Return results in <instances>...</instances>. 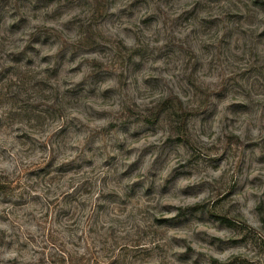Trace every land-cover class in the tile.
Here are the masks:
<instances>
[{
  "label": "clouds",
  "instance_id": "9594fccd",
  "mask_svg": "<svg viewBox=\"0 0 264 264\" xmlns=\"http://www.w3.org/2000/svg\"><path fill=\"white\" fill-rule=\"evenodd\" d=\"M103 4L0 0V264H264V0Z\"/></svg>",
  "mask_w": 264,
  "mask_h": 264
},
{
  "label": "rangeland",
  "instance_id": "374dc122",
  "mask_svg": "<svg viewBox=\"0 0 264 264\" xmlns=\"http://www.w3.org/2000/svg\"><path fill=\"white\" fill-rule=\"evenodd\" d=\"M75 2H76V0H67V3L68 4H75ZM80 5L81 6H88L87 5V0H80ZM103 7H104L103 0H97V13L98 14L100 13V11H101V9ZM88 44L89 45H94V42L91 39H89L88 40ZM16 62H18V58H17V61ZM0 75H2V74H0ZM155 118L156 117H154V119ZM177 119H179V117H177ZM176 130L179 132V131H182V128H180L178 126ZM0 190H2V189H0ZM257 211L260 214V216L262 218V221H264V201H261V203L259 204V206L257 208ZM261 251H264V248H262ZM189 252H191V249H189ZM188 259H190V256L188 254H183L182 264H186V262H187Z\"/></svg>",
  "mask_w": 264,
  "mask_h": 264
}]
</instances>
